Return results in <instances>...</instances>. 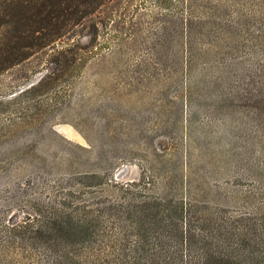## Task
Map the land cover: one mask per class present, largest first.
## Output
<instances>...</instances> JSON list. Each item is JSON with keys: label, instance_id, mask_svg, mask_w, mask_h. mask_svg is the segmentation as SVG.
I'll return each instance as SVG.
<instances>
[{"label": "rangeland", "instance_id": "1", "mask_svg": "<svg viewBox=\"0 0 264 264\" xmlns=\"http://www.w3.org/2000/svg\"><path fill=\"white\" fill-rule=\"evenodd\" d=\"M62 38L0 71V264H51L27 227L61 204L127 250L153 198L264 249V0H105Z\"/></svg>", "mask_w": 264, "mask_h": 264}, {"label": "trees", "instance_id": "2", "mask_svg": "<svg viewBox=\"0 0 264 264\" xmlns=\"http://www.w3.org/2000/svg\"><path fill=\"white\" fill-rule=\"evenodd\" d=\"M104 1L0 0V71L63 41L61 37L68 36ZM92 27L94 32L95 24ZM63 50L77 60L79 52L71 47L57 48L56 55L64 56ZM58 72L50 70L42 77L55 79ZM132 205L128 212L134 231L132 246L115 254L92 252L93 228L84 205L81 209L54 206L50 215H42L40 224L27 227L28 233L44 243L51 264H264V249L249 241L248 232L259 227L249 215L199 217L195 231L193 214L185 216L181 199L170 203L153 198Z\"/></svg>", "mask_w": 264, "mask_h": 264}]
</instances>
